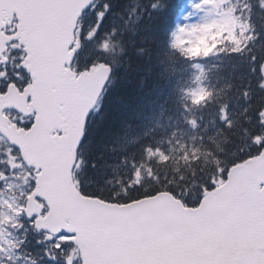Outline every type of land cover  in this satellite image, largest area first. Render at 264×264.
<instances>
[{"label":"snow or ice","instance_id":"obj_1","mask_svg":"<svg viewBox=\"0 0 264 264\" xmlns=\"http://www.w3.org/2000/svg\"><path fill=\"white\" fill-rule=\"evenodd\" d=\"M208 2L199 0V3H192L191 7L200 8ZM92 3L93 0H82L79 4L75 0H0V12L9 13L8 16L0 17V137L7 140L0 147V211L3 213L0 215V264H119V261L104 255L97 248L87 225L79 224L73 218H65L55 226L49 224L46 218L56 217L61 209L53 195H45L44 185L56 176L57 164L43 156L37 155L30 160L25 155L27 146L41 141L56 151H67L75 138L69 103L62 101L52 105L43 102L39 93L48 82L49 74L59 78L66 88L74 86L71 63L85 39L99 43L101 50L107 52L111 41L117 37L115 28L110 36L100 30L104 10L97 13L96 24L84 33L81 16ZM108 7V4L104 5L105 10ZM151 7L156 9L158 6L153 3ZM257 8L264 13V0H244L243 6H238L233 12L242 21L246 14L247 24L242 32L230 38L234 45L230 54L247 56L249 76L247 85L240 92L244 104L233 111L227 104L220 108L219 113L223 125L220 129L242 134L236 136V139H243L246 144L239 153L244 154L242 158H232L224 162V167L217 166L208 171L200 167L199 159L193 160L192 170L185 169V177L175 174L180 182L170 183L171 177L159 170L153 177L144 169L143 179L137 180V171L142 164L134 156L131 160L132 176L126 182L124 193L139 191V194L127 199H119L113 194L110 198L88 194L89 201L102 200L126 208L139 201L155 199L167 191L198 208L203 204V193L217 188V174L223 180L230 176L232 168L264 157V55H261L264 53V40H261L260 31L252 24V12ZM198 27L192 25V30ZM69 28L74 37L71 41L66 39ZM187 28V25L178 26V31L182 34ZM77 33L78 40L75 38ZM239 35H247L249 39L237 50L235 44L239 42ZM176 43H180L179 35L176 36ZM65 44L67 51L72 53V59L67 62L59 54ZM99 63L106 65L108 72L98 95L99 107L93 104L84 115L83 128L79 131V139L75 140L77 156L81 142L87 138L90 117L99 112L107 96L106 89L112 86L109 83L112 78L111 61L100 58ZM97 67L96 63H91L84 71L92 72ZM78 86L89 87L86 82ZM126 87L131 97L128 101L131 109L145 103L151 89L147 76L138 85L144 95L138 92L133 95L137 91L135 83L130 82ZM13 97L34 107L26 111L24 106L9 102ZM53 111L57 113L55 120L50 118ZM57 128H62L66 134L63 139ZM206 139L202 136L201 142L204 143ZM156 147L153 142L145 140L139 145L138 151L142 156H147L149 150H155ZM78 163L83 166L82 157H79ZM72 167H77L75 160ZM145 183L154 184L155 188L152 191L145 187L141 189L140 186ZM77 184L80 185L81 181H77ZM186 184H192L194 192L200 195L195 196L194 192L186 191ZM261 186H264V180L257 178L254 195L264 203V188ZM20 191L23 194L17 197L15 193ZM84 194L80 191V195ZM66 195L79 199L71 185L66 186ZM33 202H37L39 207ZM29 232L36 236L34 242L29 241ZM223 264H264V220Z\"/></svg>","mask_w":264,"mask_h":264},{"label":"trees","instance_id":"obj_2","mask_svg":"<svg viewBox=\"0 0 264 264\" xmlns=\"http://www.w3.org/2000/svg\"><path fill=\"white\" fill-rule=\"evenodd\" d=\"M109 1L112 7L105 13L100 23V30L101 32H106V34L110 36L112 29H116L118 35L114 39L124 47L125 56L121 58L120 65L117 68V73L119 75H117L116 81L118 85L111 94L112 99H107L101 110L106 113L105 118L100 121L98 127L91 130L89 134V142L92 145L93 155L98 161L100 168L99 170H95L92 176V181L96 189H103L104 183L109 177V173L106 170L107 167L115 170H125V162L127 160L132 159L134 156L137 159H142L143 157L139 151H123L118 148V142L123 143L121 147H127L130 144L127 143L129 140H126V142L124 140L118 141L119 138H122V134H120L121 132L119 130L121 127L129 131L131 127H144L150 121L157 125L160 134L165 131L163 125H158L152 117H148L137 107L131 109L128 104L131 97L129 96L126 85L130 82L135 83L137 91L133 92V95H136L137 92L139 95H144V91L139 90L138 85L140 80L147 76V82L151 89L146 103H149L150 98H156L161 94L173 95L175 102L170 99L165 106L166 111L170 112L171 108L175 107L174 104L178 101L177 94L180 86L183 84V78L178 84L177 80L181 72L180 68L182 66L180 65L184 63H178L172 68L168 67L171 57L169 55L166 39L163 37L168 33L172 25L171 9H167L164 12L147 11L144 16V23L139 22L135 25H131L128 24L123 15V13L126 14L124 12L125 8L122 6L123 0ZM125 1L128 2L132 8L135 6L134 3H140L139 0ZM143 1L146 0H141V9L147 6V4H143ZM95 15L97 16V12ZM216 73V76H214V83H217V96L212 89V78L210 77L208 90L202 94L201 100L214 103L216 97L223 99L240 98V92L247 83L238 81L228 75L225 69H220ZM245 73L244 71L243 75H245ZM205 96H207L206 100ZM174 116H176V112ZM130 133L131 132H128V134ZM224 141L225 138H221L220 143L224 144ZM160 152H162V154L159 153L158 161H160L166 169L192 170L191 161L194 159L188 157L178 146L173 145L168 147L167 142L163 140ZM166 153H169V159H167ZM221 161H224L222 157L218 159V162ZM213 168L214 165H210L202 169L208 171Z\"/></svg>","mask_w":264,"mask_h":264},{"label":"rangeland","instance_id":"obj_3","mask_svg":"<svg viewBox=\"0 0 264 264\" xmlns=\"http://www.w3.org/2000/svg\"><path fill=\"white\" fill-rule=\"evenodd\" d=\"M192 3H199V0H190V6L184 12L181 26L187 25L188 28L184 33H180V39L184 41L186 38L191 37V44L194 47L196 42L202 37L204 29L215 20L220 19L219 6L221 0H209L208 3L202 5L200 8L191 7ZM192 25H198L199 27L196 30H192ZM107 184L112 185L110 182H107Z\"/></svg>","mask_w":264,"mask_h":264},{"label":"bare ground","instance_id":"obj_4","mask_svg":"<svg viewBox=\"0 0 264 264\" xmlns=\"http://www.w3.org/2000/svg\"><path fill=\"white\" fill-rule=\"evenodd\" d=\"M139 1L141 2V0H139ZM134 4L136 5L137 3H134ZM260 25H261V28L263 30V28H264V16H262V18L260 20ZM261 40H264V36L263 35H262ZM183 63L184 64L180 65L182 67L180 68L181 69V72H180V75H179V79L177 80V84L184 77V75L190 76V70H189L190 69V61L183 62ZM216 74L217 73L215 72V74L211 77L212 78L211 83H212V89L214 90V93L217 96V92H216L217 83H214V78H215L214 76H216ZM180 96H185V97H190L191 96V89H190V87L187 86V85H185L184 83L180 86V89L178 91V94H177L178 99L180 98ZM174 117H175V123L174 124L177 127H181L182 126V122H181V116H180V114L178 112H176V116H174ZM163 128L165 130V127L164 126H163ZM167 146L170 147V146H173V145L167 143ZM160 153L162 154V152H160ZM166 155L168 157L169 156V153H166ZM167 159H169V157Z\"/></svg>","mask_w":264,"mask_h":264},{"label":"water","instance_id":"obj_5","mask_svg":"<svg viewBox=\"0 0 264 264\" xmlns=\"http://www.w3.org/2000/svg\"><path fill=\"white\" fill-rule=\"evenodd\" d=\"M231 178H232V181H236V179H235V177H234V175L233 174H231ZM217 197L216 196H214V199H216ZM176 251L178 252V251H180V255H172L174 258H177L178 259V263L177 264H186V259L187 258H191V256H189V255H186L187 253H185V251H184V248H182V247H179L178 249H176ZM198 252L199 251H196L195 253H193V257H195L197 254H198ZM201 252H205V250H201ZM233 252H235V251H231L227 256L229 257ZM173 254H175L174 252H172Z\"/></svg>","mask_w":264,"mask_h":264}]
</instances>
